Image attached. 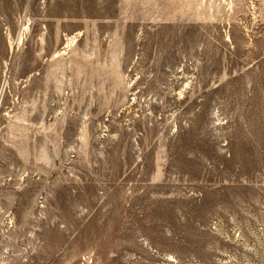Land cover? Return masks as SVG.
Wrapping results in <instances>:
<instances>
[{"label": "rangeland", "instance_id": "374dc122", "mask_svg": "<svg viewBox=\"0 0 264 264\" xmlns=\"http://www.w3.org/2000/svg\"><path fill=\"white\" fill-rule=\"evenodd\" d=\"M0 264H264V0H0Z\"/></svg>", "mask_w": 264, "mask_h": 264}, {"label": "bare ground", "instance_id": "6f19581e", "mask_svg": "<svg viewBox=\"0 0 264 264\" xmlns=\"http://www.w3.org/2000/svg\"><path fill=\"white\" fill-rule=\"evenodd\" d=\"M25 29V28H24Z\"/></svg>", "mask_w": 264, "mask_h": 264}]
</instances>
